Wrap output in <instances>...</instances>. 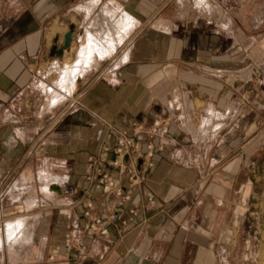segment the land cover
I'll return each instance as SVG.
<instances>
[{"label":"crops","instance_id":"obj_1","mask_svg":"<svg viewBox=\"0 0 264 264\" xmlns=\"http://www.w3.org/2000/svg\"><path fill=\"white\" fill-rule=\"evenodd\" d=\"M80 61L64 98L47 76ZM33 91L49 96L38 103ZM17 97L27 114L38 109L25 118L34 130L23 146L37 145L56 162L43 170L65 176L25 168L18 196L10 201L9 186L0 194L5 234L21 225L1 244L0 264H235L264 188V0H0V99ZM157 117L169 133L138 137L143 154L154 144L153 165L139 159L142 180L124 202L97 172L127 175L105 147L116 130L150 128ZM89 200L101 217L112 207L138 215L102 236L83 228Z\"/></svg>","mask_w":264,"mask_h":264},{"label":"rangeland","instance_id":"obj_2","mask_svg":"<svg viewBox=\"0 0 264 264\" xmlns=\"http://www.w3.org/2000/svg\"><path fill=\"white\" fill-rule=\"evenodd\" d=\"M64 69L54 70L47 76L48 80L50 79L55 84V86L53 84L52 86L59 95L63 94L60 83L64 77ZM78 77L79 75L77 74L75 80ZM29 95L32 100L38 103L49 96L47 91L46 93L33 91ZM37 110V107L32 106L27 114L23 100L20 97L15 98L10 105L0 99V194L9 186L11 190L10 201L14 199L13 197L18 196L20 190L18 182L23 179L25 168H42L41 172L37 170L36 173H41L43 179L50 178V175H57L60 179L65 176V172L60 169L56 171L43 170L56 162L49 156L39 154L37 145L34 148L32 146L31 152L27 151L23 146V142H32L30 138H23L24 134L29 136L34 130V125L25 123V118H32ZM57 162L61 163L60 160ZM28 173L29 171H27ZM36 177H38V174H36ZM259 191L261 194L260 201L257 198L251 200V212L246 219L244 229L240 231L236 240L235 264H264V188H260ZM255 193H258V189H255ZM9 205L12 207L13 202L4 201V208ZM5 224L0 222V238H3L1 240L3 242L4 240H12L18 228L20 229L19 223L12 237L8 238L6 236L8 234H5Z\"/></svg>","mask_w":264,"mask_h":264},{"label":"built area","instance_id":"obj_3","mask_svg":"<svg viewBox=\"0 0 264 264\" xmlns=\"http://www.w3.org/2000/svg\"><path fill=\"white\" fill-rule=\"evenodd\" d=\"M75 80V78H74ZM79 78L75 81L77 82ZM51 90V88H49ZM62 95L65 98L70 96L69 91L62 89ZM58 98L55 97L53 102L56 104ZM169 133V123L164 119L157 117L150 128H146L144 123L135 124L130 134H126L120 130H116L115 140L105 147L106 151L113 153V158L111 160V165L118 169L119 172H127L122 179H115V177L109 172L102 169V166L98 168L97 172L99 174L100 180L104 183L109 194L115 196L116 198L127 202L132 198L131 193H129V188L134 184H138L142 180L141 174L138 172L137 164L139 159H148L147 166L151 167V158L154 153L155 146L152 142H149L146 146V153L142 152V144L138 139L141 135H147L150 137L164 138ZM151 203H154L152 198L149 199ZM94 203L89 200L86 202L85 207L82 211L81 218L85 220L83 228L86 231H92L96 234L102 236H108L110 234L111 227L117 223L121 222L123 225H127L129 222L134 221L138 215L135 208L129 210V215L125 217H120L119 213L114 209V207L109 208L105 211L104 216H98L94 214ZM72 215L68 214L67 218L72 220ZM80 226L79 219H74L73 222L68 225L69 232L65 236L64 247L66 251L70 252L73 246V235L70 230L72 228H78ZM85 245L83 242L78 243V249L84 250Z\"/></svg>","mask_w":264,"mask_h":264},{"label":"bare ground","instance_id":"obj_4","mask_svg":"<svg viewBox=\"0 0 264 264\" xmlns=\"http://www.w3.org/2000/svg\"><path fill=\"white\" fill-rule=\"evenodd\" d=\"M132 19V18H131ZM124 23V22H123ZM130 26V25H129ZM122 27V26H121ZM87 34V33H86ZM87 36V35H86ZM96 41V40H95ZM94 43V42H93ZM96 45H98V44H96ZM92 46H93V44H92ZM97 48V47H96ZM84 52H82V54H84L85 56H86V49H84L83 50ZM93 51V48H91V52ZM97 51H99V50H97ZM96 51V52H97ZM100 52V51H99ZM81 54V55H82ZM90 55L92 54V53H89ZM95 54V53H94ZM93 54V55H94ZM90 57V56H89ZM86 58V57H85ZM80 60V59H79ZM78 64V63H77ZM82 65V61H80V63L77 65V66H75V67H68V68H65L64 69V77H63V79L61 80V83H60V85H61V88L62 89H64L65 91H69L70 92V86H71V82H72V80L76 77V75H77V73H78V71L80 70V66ZM69 66V65H68ZM73 85V84H72ZM19 224V223H18ZM16 226H18V225H9V231H8V235H6L8 238H11L12 237V234L15 232L14 230L16 229ZM19 227H20V225H19ZM19 229V228H18ZM14 237V236H13ZM3 241H1L0 240V244L2 243Z\"/></svg>","mask_w":264,"mask_h":264},{"label":"water","instance_id":"obj_5","mask_svg":"<svg viewBox=\"0 0 264 264\" xmlns=\"http://www.w3.org/2000/svg\"><path fill=\"white\" fill-rule=\"evenodd\" d=\"M71 38H72V34L71 32L67 33L66 36H65V42H64V45L63 47L59 48L58 50L54 49V53L57 55V56H62L63 55V52L65 49H68V47L70 46V43H71Z\"/></svg>","mask_w":264,"mask_h":264}]
</instances>
